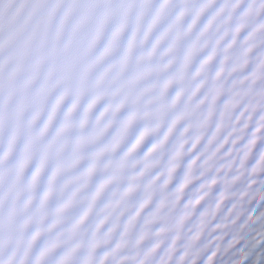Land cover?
<instances>
[{
	"label": "snow or ice",
	"instance_id": "1",
	"mask_svg": "<svg viewBox=\"0 0 264 264\" xmlns=\"http://www.w3.org/2000/svg\"><path fill=\"white\" fill-rule=\"evenodd\" d=\"M262 255L264 0H0V264Z\"/></svg>",
	"mask_w": 264,
	"mask_h": 264
},
{
	"label": "water",
	"instance_id": "2",
	"mask_svg": "<svg viewBox=\"0 0 264 264\" xmlns=\"http://www.w3.org/2000/svg\"><path fill=\"white\" fill-rule=\"evenodd\" d=\"M259 251V250H258ZM259 253H257V255H258ZM254 257H255V254H254ZM253 257V258H254ZM260 264H264V255H262L261 257H260Z\"/></svg>",
	"mask_w": 264,
	"mask_h": 264
}]
</instances>
